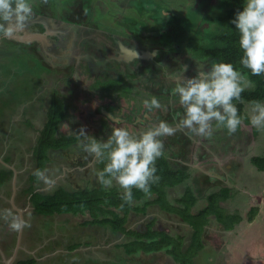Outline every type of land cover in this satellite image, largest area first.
I'll use <instances>...</instances> for the list:
<instances>
[{
	"label": "rangeland",
	"instance_id": "obj_1",
	"mask_svg": "<svg viewBox=\"0 0 264 264\" xmlns=\"http://www.w3.org/2000/svg\"><path fill=\"white\" fill-rule=\"evenodd\" d=\"M57 3L62 2L63 4L60 5V9L65 8L64 1L67 0H55ZM145 0H137L133 6L138 11L140 17H135L138 20V23L142 21L143 23L146 22L149 28L153 27L151 21H149V17L147 12L150 14H154L156 12H160V14H165L163 11L168 10V7L173 8L172 10L175 13H182L184 17L189 19L190 22L194 21L196 24L201 18L199 16V10H191L187 6L186 8H182V11H179V7L183 6L184 1L182 0L179 2L178 0H166V2L158 3L161 0H149L152 1L150 4L152 5H144L143 2ZM119 7H116V10L119 11L118 13H122L121 2ZM181 3V5H180ZM217 0L213 4L215 9L212 18H218L220 15L225 13L226 5L224 4V0ZM112 5V4H111ZM186 5H190L187 4ZM57 4L53 1L49 8L55 10ZM163 6H166L164 8ZM94 8V7H93ZM160 8H164L160 10ZM170 8V10H171ZM58 9V8H57ZM95 10V8H94ZM122 11V12H121ZM128 11V10H127ZM207 10H204V12ZM202 15V14H201ZM115 17H112L114 19ZM208 18V19H209ZM134 19L132 22L129 21L128 18L124 21V24H128V27L137 28L139 24H137V20ZM105 21L110 23L105 16L102 19V22ZM90 22L97 26L101 25V22L98 21L97 18H91ZM204 21L202 20V23ZM205 28H212L214 25H218V22L215 20L213 25H207L206 21ZM220 25V24H219ZM104 27H106L104 25ZM126 29L128 27L124 25ZM218 28H220L218 26ZM218 28H213V30L208 31L204 30L202 35H197L195 29H190L184 36V39L181 43V51L179 54H176L169 58L167 61V71H177L181 65H187L186 61L190 60V50L196 43H206L210 40L212 34H216L219 32ZM116 29V27H114ZM78 31V30H77ZM76 31V32H77ZM136 31V30H135ZM78 35V34H77ZM163 38L166 39L167 36L163 35ZM144 43V44H143ZM145 43L142 42V46L145 48ZM110 46H113L112 42H109ZM6 49V48H4ZM193 49V48H192ZM2 52V50L0 49ZM194 53V52H193ZM32 56L34 54L29 53V55L21 56L17 50H4L2 54H0V157L1 155L4 156L5 160H8L9 164H12L15 167L19 174H21L20 179L16 182V185L21 188H18L19 191H23L24 193L21 198V202L18 198L17 202L22 205L29 203V197L26 196V189L27 186H32L33 189H37L40 192H37L34 197L31 198L32 202L31 205L33 206L39 204L38 201H45L46 195H42L44 192H50L51 190L58 187L60 184H64L66 171L72 172L73 169L60 164V161L64 160L63 156H59L56 151H51L49 153L50 162L47 164L46 169L43 171L45 173V179L39 178L37 181L32 183L29 179V175L34 171V160H33V146L35 145L36 138L39 134V130L43 127L45 123V119L47 116V105L49 102V95L52 92L54 82H58L57 79V71L58 69L52 68V70H45L44 64L40 61V64L37 66V62L39 60L33 61L30 65L28 64L29 60H32ZM36 57V56H35ZM211 63V62H210ZM192 66L190 67L191 70H198L199 67H204L207 69L209 67L208 60H200V59H193L190 61ZM187 67V66H185ZM189 70V69H187ZM16 71V72H14ZM186 76H191L190 72H185ZM80 75L83 80H86V76H83L80 72ZM152 73H144L139 76V80L133 83L135 87V91L139 89L141 93H145L146 90L145 85L147 83V79L151 78ZM156 77L160 80H164L165 78L169 80V78L165 75L164 70L162 68L159 69V72L155 74ZM60 77V76H59ZM85 77V78H84ZM165 77V78H164ZM60 79V78H59ZM80 79V78H77ZM248 79V78H247ZM50 80V81H49ZM87 80H89L87 78ZM159 80V81H160ZM249 80V79H248ZM56 89L61 91V95H57V97L62 96L63 100H65L66 105L76 103L77 106L70 105L68 112V118L64 119L63 122L59 126V130L61 133L66 135H78L81 128H84L85 131L92 135L96 136V129L99 128V125L104 121V118H101V114H99L98 118H94L99 109L102 105L107 101L105 98L100 99L96 96V94H92L90 97L86 98V95H83L80 92L79 99L80 102L75 101L72 96L66 98V90L67 87L59 82ZM250 84L247 86L249 87ZM49 87V88H48ZM48 88V94L46 95L44 89ZM137 95V94H136ZM144 95V94H143ZM153 95H150V97ZM145 97V96H144ZM48 98V99H47ZM148 98V97H147ZM145 98V99H147ZM157 98L163 99L165 98L162 95H158ZM120 101L124 104L122 108L121 105H118L117 109V116H127L130 111L132 116L130 119L126 120L124 123L117 124L112 122L110 119H105V123L103 127H100L103 133L100 134L97 139L106 140L107 137L111 133L112 127H127L133 133H139L140 131L146 129L148 126L154 124V122H146L141 120L145 116L144 99L138 98L137 96L134 98L129 99V97L125 98L124 96L119 97ZM119 101V100H118ZM74 109H73V107ZM161 109H155L151 112H147L150 115V119L156 113H165L166 106ZM97 107V109H96ZM252 105L247 104L245 107L244 114L250 112ZM96 109V110H95ZM133 109V110H132ZM96 111V112H95ZM94 113V114H92ZM125 114V115H124ZM152 114V115H151ZM139 118L138 121H131L135 118ZM100 118V119H99ZM128 118V117H126ZM96 119L98 121H96ZM149 119V120H150ZM103 120V121H102ZM142 122V123H140ZM249 123V122H248ZM243 121L241 126L238 128L236 132L241 133L249 139V143L247 145H242L236 142L233 135H230L231 139L228 144L227 152L225 148L219 146L213 137L215 135V131H217V127L213 128V134L209 137H199L197 136L195 142L192 145V158L189 162V172L190 178L186 180L183 184L179 185L176 188H169V198L174 203H176L175 199L182 195L184 190L187 186L194 187V191L198 193L200 196H206L209 192L214 191L217 189L216 187L213 188H203L201 185L199 186L202 188V191H198L195 188L196 179L201 177L203 170L211 171V173H216L219 176H224L226 182H229L232 185V194L227 201H225V207L231 211H240L241 215L243 216V221L236 224L235 228L228 231H219L218 223L214 220L211 223L210 229L212 232V239L209 241H203L205 244V248L201 251L198 257L194 258L195 264H264V172L258 171L253 163V157H262L264 156V130H258L252 127L250 124ZM96 128V129H95ZM100 130V129H98ZM180 131L177 130L175 133ZM107 133V136L104 134ZM174 135V134H173ZM79 136V135H78ZM163 142L166 140V137H163ZM207 139V140H206ZM83 138L79 136V141L74 143L68 149L63 150L64 152L67 150L73 151V153H85L81 146ZM201 141L204 145L202 147L198 146L197 141ZM74 149V150H73ZM197 150V153H196ZM4 153V154H3ZM79 156H74L77 158ZM91 162L89 165L94 166V163H98L96 158L92 156ZM215 160L219 161L216 163ZM236 162H234V161ZM252 161V162H251ZM59 163V164H58ZM5 163L0 162V175H3ZM214 167V169H212ZM3 168V170H2ZM216 168V169H215ZM243 168L245 171L243 172ZM258 168V167H257ZM101 169L97 167L91 171H86V177H89L90 181H95L97 179L96 171ZM50 171V172H48ZM239 172L242 174L247 175V173L252 172V175L249 176L246 181H242L241 177L237 180V175ZM241 174V173H240ZM3 177V176H2ZM1 178V177H0ZM235 179V180H233ZM234 181V182H233ZM85 183V180H83ZM224 183V182H223ZM222 184V183H221ZM113 185H117L115 181H113ZM0 187V192L3 190H10L12 186L9 187ZM109 186V187H111ZM230 186V185H229ZM198 187V186H196ZM199 189V188H197ZM28 193V192H27ZM30 195V194H29ZM154 195H150L147 197L142 198V200L133 201L134 205H142L146 200L153 198ZM10 197V193H9ZM8 197V198H9ZM203 198L199 199V205L204 204ZM251 206H258V215L255 217L253 221H249L248 215ZM14 209L11 205L10 209ZM16 209V208H15ZM19 211L18 209H16ZM15 212V211H13ZM17 213V212H15ZM27 218L35 219V213L31 212V209L27 211ZM91 216L88 213L84 214H69V215H62V216H54V217H46V220H52L58 223L59 221H67L69 225L73 226H80L78 228L82 232V236L85 238L87 237H96L101 238V245H107L111 243L114 246V249L118 248L122 254H119L122 258H118L117 264H179L177 260L175 261L173 257L169 256L166 252H158L154 254H146L144 252H138L134 255H127V261L123 260L124 255V247L123 244L128 241L126 238L121 237L119 240L112 238L111 231L109 237V230H105L103 225H91L85 224L80 225L84 220L90 219ZM154 219V229L165 230L172 235H177L179 232H183L187 238V243L190 242L191 238V228L184 222L182 219L174 214L169 213L165 210H162L158 207L153 205H149L146 212L142 211H134L130 212L127 226L133 227L139 230L146 229L143 227L148 225ZM3 220V219H2ZM1 220V221H2ZM45 220V221H46ZM2 222H5L3 220ZM50 226V225H49ZM95 228V230H94ZM51 230V228H50ZM72 230V229H71ZM43 231V230H42ZM39 229H37L38 233H41ZM93 231V232H92ZM78 233V232H76ZM80 233V232H79ZM74 241L77 240V236H73ZM125 246V245H124ZM117 249V250H118ZM119 251V253H120Z\"/></svg>",
	"mask_w": 264,
	"mask_h": 264
},
{
	"label": "trees",
	"instance_id": "obj_2",
	"mask_svg": "<svg viewBox=\"0 0 264 264\" xmlns=\"http://www.w3.org/2000/svg\"><path fill=\"white\" fill-rule=\"evenodd\" d=\"M67 1H64L65 6H67ZM82 1L86 5L90 2L89 0ZM38 2L39 4H34L36 10L33 15L46 13L47 11L44 8L43 0ZM29 3L33 6L31 0H29ZM61 4L63 3L61 2ZM224 4L226 5L225 13L218 18H212L213 22L215 20L218 22V25H214L213 28H218L219 26V32L212 34L210 40L206 43H196L192 47V51L198 58L205 57L210 61L220 60L233 63L238 69L247 74V78L251 81L250 86L246 87L241 93L242 102L234 101L240 114L245 116L244 111L247 104L252 105L251 102L255 100L264 101V75L253 76L239 64L242 52L238 45V33L235 31V26L231 24V20L235 12L242 9L243 0H224ZM214 12L215 9L211 10V14H214ZM160 21L161 25L156 28L162 31H159V34L154 37L156 38L154 46L161 47L160 57H163L179 49L180 46L178 45L182 43L185 36L184 32L191 22L186 17L179 18V15L176 14H161ZM213 28L207 29L208 34ZM201 30L203 31V29H200V33ZM197 34L199 33L197 32ZM163 35H166L167 38L164 39ZM30 48H33L30 44L0 35V49L2 52L4 50H17L21 56L26 57L28 53H31V50L29 51ZM2 52L0 51V54ZM43 59L46 60L45 58ZM44 60L42 61L45 63ZM56 91L52 89L53 95L47 105L45 123L39 130L32 149L34 171L29 175V179L34 183L40 178L36 173L37 171L43 172L46 169L47 164L50 162L49 153L51 151H56L59 156H63L64 160L60 161V164L73 169V171H66L64 184H60L50 192L42 193V195L47 197L45 201L40 200L38 201L39 204L35 205L36 212L45 215L88 213L91 218L84 220L82 223L103 225L105 230L111 231L112 238L116 240L124 236L128 240L123 244L127 255H134L141 251L144 253L164 251L173 257L175 261L180 262L179 264H195L194 258L198 257L205 248L203 241L212 239L210 226L213 220L218 223L219 231L232 230L236 224L243 221L240 211H231L225 207L224 203L231 196L233 189L226 184H223L224 186L216 184L217 189L209 192L205 197L199 196L194 191V187L187 186L182 195L175 199L176 203L170 200L168 189L178 187L191 176L185 161L189 159L192 140L184 132L179 133L176 138V140H180V146H176L178 149H173L171 147L173 144L164 140V155L156 161L159 180L151 185L148 193L133 188V199L131 202L121 199L123 190L118 185L109 187L103 186L98 179L90 181L89 177H86V171H91L97 167L102 169L104 164L94 163V166H92L93 164L89 165L93 157L88 153L75 154L71 150L63 151L79 141V136L66 135L60 132L59 126L67 116L64 101L57 97ZM161 120L166 119L161 118ZM166 121L171 122L170 119ZM243 121L249 122L246 118ZM101 133L103 131L99 132L96 129L97 137ZM104 136H107V133ZM167 147L172 151L167 150ZM74 156L79 157L74 158ZM253 163L260 170H264V156L254 157ZM11 174V169H4L0 179L7 178ZM83 180H85V183ZM219 182L222 183L221 181ZM212 184L209 176L201 175L200 178L196 179L194 186L196 190L202 191L203 189L199 187L200 185L203 188H211ZM27 191L32 193V197L37 192H40H35L32 186ZM150 195H154L153 198L146 200L142 205L133 204V201L142 200V198ZM200 198L205 201L203 205L198 203ZM149 205L178 215L192 230L190 242L187 243V238L183 232L172 235L165 230L154 229V219L148 225L143 226L146 227L143 230L128 227L127 222L130 212L132 210L146 212ZM258 208V206L250 207L249 221H253L257 216ZM23 264H28V262Z\"/></svg>",
	"mask_w": 264,
	"mask_h": 264
},
{
	"label": "flooded vegetation",
	"instance_id": "obj_3",
	"mask_svg": "<svg viewBox=\"0 0 264 264\" xmlns=\"http://www.w3.org/2000/svg\"><path fill=\"white\" fill-rule=\"evenodd\" d=\"M39 0H31L33 4L32 8V15L29 16V18L35 19L38 18L39 16H43L44 18H47L46 20L42 19L40 22L33 23L31 25V28H33L34 31L37 32H45L47 33L48 39L53 42L56 41L58 43V46H48L47 47V52L48 54L43 55L40 51L39 43L37 41H34L32 43H29L32 45L33 48H30L29 51L31 50V54H34L35 56H32V60L28 59L29 62L28 64H32L33 61L39 60L37 62L40 64V61L44 63L42 60L45 58V65L44 68L45 70L48 68V70H52V68L58 69L57 71V79L59 80L58 82H54L53 84V89H56V86L60 84L59 82L61 81L62 84H64L67 87L66 90V98L71 96L75 98V101L80 102L81 100L79 99L80 92L83 93V95H86V98L90 97L92 94H96L98 98L106 99L107 101L102 105V107L99 109L98 107V112L94 118H98L99 114H101V118H104L103 123L101 126L99 125L100 130L99 132H102L100 127L104 126L105 119H110L105 113H103V109L111 112L113 115L117 116V109L118 105H121L120 108L123 107L122 101H120L119 97L124 96L125 98L129 97V99L134 98L137 96L138 98L144 99L145 98H150V95L158 96L162 95L165 98L160 100L162 105L166 106L165 113H156L154 116L151 117L147 113L149 112L145 107V116L143 118H140L141 120H144L146 122H158L159 120L162 119H170L171 122L170 124L178 125L179 122V117L176 116V113H182L183 109L177 102V98H173L171 96V88L175 86V81L171 79H165L160 80L156 77L155 74L159 72V69L161 68V65L165 66L167 65V61L169 58L172 56L179 54L181 51V44L178 45L180 46L178 50L172 52L171 54H166L163 57H160V46H154V42L156 41L155 36L159 34V31L161 32V29H157L156 27L158 25H161V14L160 12H156L154 14H150L147 12L146 15L149 17V21H151L153 27L149 28L148 25L143 23L142 21L140 24L138 23V20L135 17H140L138 11L136 8L133 6V4L137 0H89V4L86 5L85 3L83 4L82 0H68L67 1V6H64L65 8L60 9V3L61 2H54L57 4L55 10H52L49 8V5L53 1L49 0H43V5L46 11V13H40L38 15H33L34 11L36 10V7H34V4L38 3ZM176 1V0H175ZM181 2L182 0H178ZM217 2V0H185L183 6L179 7V11H182V8H186L187 6L191 10H199L201 11L199 16L200 20L195 24L194 21L191 22V24L188 25L186 28L184 35L188 32L190 29H195V33L197 32L199 34L197 35H202L204 30H207L208 28H205V21L207 25H213L212 17L209 18L211 15V10L214 9L213 4ZM223 1V0H221ZM123 6L122 8V13H118L119 11L116 10V7H119V5L114 4H120ZM152 1L145 0L143 2L144 5H152L150 4ZM166 0H161L158 3H165ZM220 2V0H219ZM65 3V2H64ZM71 3V4H70ZM190 4V5H186ZM112 4V5H111ZM181 5V3H180ZM95 10H94V8ZM166 8V6H163ZM58 8V9H57ZM168 10H164L163 12L165 14H176L179 15L180 17H184V14L182 16V13H175L173 8L168 7ZM171 8V10H170ZM207 8V9H205ZM128 10V11H127ZM163 10V9H160ZM204 10H207L204 12ZM202 14V15H201ZM107 18V20L110 23H107L105 21L102 22L103 17ZM112 17H115L112 19ZM91 18H97L98 21L101 22L100 26H97L95 24H92L90 22ZM126 18L131 20V22L136 19L137 24H139V27L137 28H131L130 26L128 27V24H124ZM209 18V19H208ZM202 20L204 21L202 23ZM45 24H44V23ZM104 25L106 27H104ZM126 25L128 29L124 27ZM116 27V29H114ZM213 28V27H212ZM211 28V29H212ZM200 29L201 30L200 33ZM78 30V31H77ZM136 30V31H135ZM77 31V32H76ZM65 32V33H64ZM62 37H60L61 34H63ZM78 34V35H77ZM60 42V43H59ZM109 42H112L113 46L109 45ZM142 42H147L145 43V48L141 47L143 44ZM54 44V43H53ZM138 50L139 52H144L149 50L150 53L153 51L155 52V55L152 57H138L135 54L131 55L128 50ZM28 53V52H27ZM29 54V53H28ZM27 54V55H28ZM55 54H57V57H53ZM53 55V56H52ZM190 57L188 61H186L188 64L187 65H181L180 68L177 71H180L181 68H186L189 69L186 72H190L193 76L197 73V70H191L190 67L192 64H190V61L193 59H200V60H208V58L205 57H196L195 53H193L192 48L190 50ZM209 62V67H210V60ZM187 66V67H185ZM80 72L83 76H86V80H83ZM152 73V77L148 78L146 81L145 85V90L146 92L141 93L139 89L135 91V87L133 83L139 80V76H141L144 73ZM183 75L186 76V73H183ZM60 76V77H59ZM60 78V79H59ZM80 78V79H77ZM85 78V77H84ZM87 78L89 80H87ZM160 80V81H159ZM50 81V80H49ZM49 88V87H48ZM48 88L44 89V92L46 95L48 94ZM61 91L57 90L56 94L61 95ZM137 94V95H136ZM144 94V95H143ZM53 95V92L49 95V99ZM145 96V97H144ZM61 100L64 101V106H65V111H66V118H68L69 112V106L70 105H75L77 106L76 103L66 105L65 100H63V97L60 96ZM147 98V99H148ZM48 99V98H47ZM119 100V101H118ZM73 105V106H74ZM72 106V107H73ZM164 107V106H163ZM162 107V108H163ZM74 109V107H73ZM97 109V107H96ZM95 109V110H96ZM133 110V109H132ZM158 110V109H157ZM96 112V111H95ZM133 111L127 115V116H119L122 118L121 121L115 122L117 124L124 123L126 120L130 119V116H132ZM152 113V112H151ZM155 113V111H154ZM152 113V114H154ZM94 114V113H92ZM151 114V115H152ZM125 115V114H124ZM118 117V116H117ZM128 117V118H126ZM65 118V119H66ZM100 119V118H99ZM150 119V120H149ZM139 118H135L134 120L131 121H138ZM96 121H98L96 119ZM114 122V121H112ZM142 123V122H140ZM241 126V125H240ZM215 127V126H214ZM217 131H215V135L213 136L215 138V141L219 146H222L223 148L226 149L225 152H227L228 149V144L230 140L236 139V142L244 145H247L249 142L248 137L244 136L241 131V133L235 132L232 134H228L227 130L224 129L223 127H217ZM96 129V128H95ZM180 131L178 133H175L172 136L166 137L165 142L172 143L173 145L171 146L173 149H178L177 147L180 146L179 141L176 140L178 137L179 133H186L192 140V145L195 142V139L197 136L190 134L187 129L179 128L177 130ZM230 135H233L234 139L230 138ZM97 138V136H95ZM198 138V137H197ZM207 140V139H206ZM198 146L202 147L204 146L201 141H197ZM177 146V147H176ZM167 150L172 151L170 148L167 147ZM197 153V150H196ZM192 146H191V151L189 155V159L185 161V164L189 168V162L190 159L192 158ZM234 161V160H232ZM216 163H219V161L215 160ZM236 162V161H234ZM214 169V167L212 168ZM216 169V168H215ZM18 176L20 177L21 174L18 172ZM201 175H207L211 178L212 181V186L217 187L216 184L220 186H224L223 184L232 185L229 182H226L224 179V176H219L215 172L211 173V171H205L203 170ZM235 180V179H233ZM218 181V182H215ZM221 181L222 184L219 182ZM224 182V183H223ZM234 182V181H233ZM30 186H27L26 189V196L29 194V203H33L31 198H32V193L28 192L27 189ZM209 188V187H208ZM34 191H38L37 189ZM28 192V193H27ZM24 193L23 191H19L18 196L22 197ZM28 194V195H27ZM21 201V198L19 199ZM34 205V204H33Z\"/></svg>",
	"mask_w": 264,
	"mask_h": 264
},
{
	"label": "clouds",
	"instance_id": "obj_4",
	"mask_svg": "<svg viewBox=\"0 0 264 264\" xmlns=\"http://www.w3.org/2000/svg\"><path fill=\"white\" fill-rule=\"evenodd\" d=\"M31 13L29 0H0V35L10 36L22 29ZM231 24L238 33L242 52L239 64L253 76L264 75V0H243L242 9L235 12ZM161 68L176 82L170 92L183 109L182 113H176L178 125L159 120L138 134L127 127H112L106 140L97 139L84 128L78 133L83 138V150L104 164L96 171L99 183L111 186L115 181L123 190L121 199L126 202L132 201L133 188L148 193L151 185L159 180L156 161L164 155L162 138L175 134L178 127L199 137L211 136L214 126L232 134L246 118L252 127L264 130V101H252L246 117L234 103L242 102L241 93L251 81L233 63L212 60L210 67H199L193 76L183 75L187 71L183 67L171 72L167 66L161 65ZM143 105L149 112L163 107L154 95L145 99ZM36 175L47 179L42 171ZM0 219L15 232L28 227L27 221L10 208L0 210Z\"/></svg>",
	"mask_w": 264,
	"mask_h": 264
},
{
	"label": "crops",
	"instance_id": "obj_5",
	"mask_svg": "<svg viewBox=\"0 0 264 264\" xmlns=\"http://www.w3.org/2000/svg\"><path fill=\"white\" fill-rule=\"evenodd\" d=\"M0 162L6 164L3 166L4 169L8 168L12 170V174L9 177L2 178L3 180L0 179V187L1 185H3L2 187H9V185L12 186V189H5L0 192V210L11 208L12 205L14 207L12 210L21 215L28 224V227H25L22 231L15 232L9 228L6 221L2 222L3 220L0 219V264H23L27 262L28 264L118 263V258H122L119 254L122 253L118 248V250L116 248L114 249V246L111 245V243L102 246L101 238L83 237L82 232L78 229L80 226L77 228V226L69 225V222L67 221H59L56 223L50 219H45L46 217L66 216L69 214H39L35 211V205L32 206L31 203H22V205H20L19 203L21 201L18 203L17 200L18 198L20 199L21 196H18L19 186L16 185V182L20 177L18 176V173L15 175V171L12 169V164H9V161H6L3 155L0 157ZM254 166L258 171L264 172V170L257 168L255 164ZM242 171L244 172L245 169L243 168ZM250 175H252V172L247 173V175L239 172L237 180L241 177L242 179L240 180L246 181ZM247 182L249 183V180H247ZM19 189L21 190V188ZM27 197H29V195ZM15 208H20L23 211V214ZM30 209L31 212L35 213V219L33 220H28L27 218V211ZM80 225L83 226L85 224L80 223ZM94 226H96V224H94ZM37 229L43 231L38 233ZM108 233H110V230ZM73 236H77V240L74 241L71 239ZM124 253L126 254L125 248ZM123 260L127 261V254L124 255Z\"/></svg>",
	"mask_w": 264,
	"mask_h": 264
},
{
	"label": "water",
	"instance_id": "obj_6",
	"mask_svg": "<svg viewBox=\"0 0 264 264\" xmlns=\"http://www.w3.org/2000/svg\"><path fill=\"white\" fill-rule=\"evenodd\" d=\"M47 18H44L43 16H39L38 18H35V19L28 18L22 29L15 30L10 36H7V37L14 39L16 41L22 42V43H26V44L37 41L39 43V47H40L39 49H40L41 53H43V55H46V54H48V52L46 50L47 49L46 46H51V45L58 46V43L56 41L51 42L47 37V33L34 31L33 28H31V25L33 23L42 21V19L46 20ZM64 33L61 34L60 37H62V35H64ZM128 51L131 55L135 54L138 57H144V58H147L150 56L152 57L153 55H155L154 51L152 53H150L149 50L144 51V52L143 51L139 52L138 50L130 49ZM53 57H57V54H55ZM103 113H105L110 118L111 121L118 122V121L122 120V118L113 115L111 112H109L105 109H103ZM112 117H114V119H112ZM12 169L15 171V175H17L16 168L12 166ZM14 192H15V190H14ZM18 210L20 211V213L23 214V211L20 208H18Z\"/></svg>",
	"mask_w": 264,
	"mask_h": 264
},
{
	"label": "bare ground",
	"instance_id": "obj_7",
	"mask_svg": "<svg viewBox=\"0 0 264 264\" xmlns=\"http://www.w3.org/2000/svg\"><path fill=\"white\" fill-rule=\"evenodd\" d=\"M54 46V45H53ZM46 47H48V46H46Z\"/></svg>",
	"mask_w": 264,
	"mask_h": 264
}]
</instances>
